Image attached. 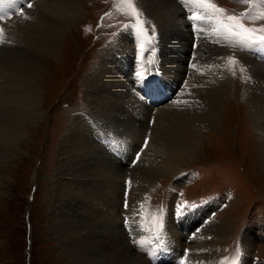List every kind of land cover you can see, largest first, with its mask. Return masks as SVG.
<instances>
[{
	"label": "bare ground",
	"instance_id": "1",
	"mask_svg": "<svg viewBox=\"0 0 264 264\" xmlns=\"http://www.w3.org/2000/svg\"><path fill=\"white\" fill-rule=\"evenodd\" d=\"M173 1L175 0L137 1L156 21L160 34L163 35V46L160 47L162 58L159 56L156 58L159 61L155 62L157 74L149 75L152 77V84L146 83L140 64L135 63L144 48L143 41L129 31L123 32L110 44L98 65L96 64L97 67L85 80L84 96L89 105L93 106L92 110L86 115L74 114L55 150L57 159L52 166L54 176L52 196L49 198V229L56 238L61 255L70 264H148L144 256L131 248L127 240L129 235L122 231V225L133 223V236L141 237L138 222L143 220V216L138 212L142 213L147 193L154 187L156 176H177L183 171L182 166L188 164L195 151L202 146L203 139L207 136L202 130L220 128L222 102L232 88L221 60L215 63L214 68L207 69L210 72L209 76L206 74L207 77L199 70H193L194 74L188 73L187 80L191 82V86L188 85L187 90L183 89L181 100L177 99L175 103L166 104L163 103L166 99L160 101L159 98L158 102L146 101L136 91L142 90L143 84H159L155 77L158 80L163 77V84L168 83L169 87L178 85L187 70L180 57H184L189 49L180 51L173 44L171 48L168 42H164L166 37L173 35L170 38L174 41L179 36L180 24L187 28L180 10L182 8ZM191 1L195 5L196 0ZM200 6L209 10V15H214L212 12L216 11L211 7ZM183 10L186 14L192 12L191 9L189 12ZM27 11L29 16L14 17L4 24L11 41L20 36L26 44L25 48L18 51L13 47L8 51L0 50V186L1 179L5 178L1 173L4 172L3 165L9 163L10 159H15L20 152L18 143L27 138L28 121L33 125L44 118L43 110H47L43 109V97L40 96H43L40 87L43 61L49 55H57L65 33L79 19L83 10L81 0H35L33 8ZM209 20L214 28L213 20L210 17ZM194 32L196 34V30ZM197 33L206 46L212 32ZM220 33L214 35L219 41L224 39ZM227 41L231 39L227 38ZM188 42L185 43L187 46L190 44ZM226 43L221 47H227ZM244 61L250 63L252 76L243 94L259 133L257 161L264 173V65ZM136 67H139L137 72ZM193 96H197L199 101L192 99ZM150 121L152 126L149 134L146 130L147 122ZM93 129L97 132L92 139ZM100 134L107 139L111 136L116 139L123 137L129 143L128 146H131L126 151L128 154L132 153L134 143L137 146L145 143V150L140 152L141 160L137 161V166L129 170L115 162L103 149L105 146L100 147L101 143L109 142L107 139L101 140ZM146 134L149 135V140L144 137ZM128 157L130 159V155ZM98 176V182L93 180V177ZM125 176L131 182L128 188L123 186ZM37 177V172L34 171L32 181L36 182ZM134 190L136 199L132 202L130 200ZM166 225L160 229L164 232L160 235L174 252V247L181 248L185 241L176 226L167 221ZM206 227L201 228L186 243L189 247L187 260L190 264H217L221 260L220 255L225 249V231H206ZM183 231L194 230L192 226L186 225ZM249 238L246 234L241 242L246 254L252 253Z\"/></svg>",
	"mask_w": 264,
	"mask_h": 264
},
{
	"label": "rangeland",
	"instance_id": "2",
	"mask_svg": "<svg viewBox=\"0 0 264 264\" xmlns=\"http://www.w3.org/2000/svg\"><path fill=\"white\" fill-rule=\"evenodd\" d=\"M102 1L81 0L83 11L80 13L79 19H77L71 27H69V31L65 33L62 40L63 42H61L60 51L55 56H47L46 58L48 60L45 58L43 61V68L41 71L43 79L40 83L43 96H40L41 98L43 97L41 99L43 109H47L43 110L44 118L34 122L33 125L28 121V127L26 128L28 132L26 133L27 138L18 143L20 152L16 154V157H14L15 159H10L9 163L7 162L2 167L4 172L1 173L5 178L1 179L2 184L0 186V264L69 263V261L65 260L61 255V251L55 240L56 238L49 229L48 215L52 196V178L54 176V167L52 166L53 161L57 159L55 150L59 147V143L62 137H64L69 124H71L74 114L82 115L78 113L79 111L87 114L92 110L93 106L91 107L89 105L84 96L86 93V89H84L86 87L85 80L97 67L100 58L103 57L109 49L110 44L123 32L128 31L122 30L115 36L119 30L124 27L132 28L137 31L147 43L154 44L152 45L154 47L150 46L143 52L145 68L150 66L156 45L159 44L161 47L163 46L161 41L163 35L160 34L156 21L144 8H142V5L138 4V0H129V2H133L136 7L134 9L129 4H123V0H117V6L111 7H109V5L112 0H109V2ZM113 1L116 2V0ZM124 1L128 2V0ZM176 1L178 0L173 2L176 3ZM203 1L206 4H211V0ZM218 1L219 3H225V0ZM241 1L239 3H233L232 9L234 12H241L246 4H251L252 6L248 5V11L246 12V9L244 11L246 20L240 19L239 23H236L237 26H233L232 29L238 32H246L244 30L247 28L251 35H256L257 31L264 32V28L262 27L255 28L253 25H248L254 24L263 14L264 0H256L252 3L244 0ZM18 2L20 8H22V12H25V14L19 17L29 16V11L27 10L33 8L35 0L31 7H28V0H18ZM176 4L182 8L180 9L182 12H185L183 9L189 12L190 9L193 11L194 8H196V11L201 10L205 12L204 14L206 15L202 23L196 22L194 29V31L196 30V36H190L188 28H184L180 24L178 31L179 36H177L174 41H171L172 38H170L173 37V35L166 37L164 40L165 44L168 42L171 48L174 46V48L180 51H186L187 48L189 49L184 57L183 55L180 57V59L184 61V65L192 62L194 65L191 64L189 67H201L203 71H207L206 73L204 72L207 77V75L210 74L207 69L214 68L215 63L220 60L223 64H227L233 59L235 64L238 63L236 66L239 69L247 67L246 64L251 68L250 63L244 60L258 64L252 61L250 57L251 53L247 52L245 47H242L239 43V45H235L231 41H227V37L219 41L218 37L211 34L208 38V44L205 46V43H202V37L200 38L197 32H202V28L207 29L212 27L213 24L212 22L210 23L209 20V10L202 9L199 5L194 7L191 0H186L185 2L179 0ZM217 5L219 6V4ZM192 7L194 8L192 9ZM114 8L122 10L123 13H128L129 10L132 9L133 12L130 14L131 17H128L130 20L119 16L118 26L110 29L114 19L112 20V18L109 17L102 20L101 26L98 27V17L105 10ZM256 10L260 11L257 12ZM217 11L218 10L214 11V13H217ZM190 13L191 12H189V14ZM5 14V17H7V12H5ZM183 18H185L186 21L190 20L184 15ZM227 23L232 24L230 21H227ZM104 32H107V34L103 35ZM212 32H216V28H213ZM98 33L99 35H97ZM129 33L133 32L129 31ZM133 34L136 35L135 33ZM3 38L4 39L1 37L0 50L8 51L13 47L12 49L18 51L23 47L25 48L26 42L21 40L20 36L18 39L15 37L12 41L10 40L9 34L4 35ZM191 38L198 39L196 47H192L190 44L187 46L185 44L188 41V43H190ZM253 38H257V36H253ZM108 42L109 44H107ZM21 43L22 46L20 47L19 44ZM225 43L232 49L238 47L243 53L240 58L234 52H227L226 54L221 53L224 55L221 56L218 51ZM106 44L107 47L104 49ZM182 46L183 48H181ZM160 50L161 49L158 50L159 53ZM138 60L139 58L135 63H139ZM240 60L243 63L242 65ZM154 62H156V57H154ZM236 66L234 68L231 66V69L237 83V76L239 73L244 77L243 73L245 74V72H239ZM250 68L247 67L251 72ZM135 70V72H137L139 67H136ZM202 70L199 71L202 72ZM250 78L249 76V80ZM248 81H246L247 83H245L244 88L237 86L231 81L232 88L227 94L226 100L224 99L222 102L221 108L223 115L220 117V128L218 130H202V133L207 136L203 139L202 146L195 151L192 160L188 161V164L182 166L184 168L183 171L177 174V176H172L170 174L156 176L154 179L155 188L148 194V216L150 217L148 223H151L149 224V231L155 235H157V223L159 219H161L160 217H164L171 212L172 220L170 219V223L172 225L176 224L173 217H176L178 220L180 217L179 221L183 219V216L173 215L172 211H177L178 206L179 209L185 210L191 207L192 204H195V202H189V199L203 198L201 196L209 194L214 195L213 198L207 201L213 205L215 204V208L210 211V213H213L214 220L212 221V219H209L207 223V221H205L208 219L207 216L200 218V220H203L205 224L207 223L206 231L209 229H222L225 231V238L223 241L225 249L223 251L224 253L220 255V262L217 264H264V173L261 171L257 161L259 159V133L253 122L252 116H250V109L248 108L247 100L243 94ZM139 90L140 89H136L137 93L142 98L145 92ZM192 99L196 100V102L199 101L197 96H193ZM151 126L152 125L147 123L148 130L146 131H149V134ZM143 141L146 142V140ZM137 145V143L133 144V151L129 155L132 157L137 153L138 156L133 158L135 160L138 158L137 160L140 161V152L145 150L146 144ZM100 147L103 148L104 145ZM130 147L128 146L129 149H131ZM103 149L109 154L107 148L104 147ZM120 151L121 149L111 148V155H109L114 160H122L124 164L122 163L121 165H123L125 169L127 165L132 166L129 168L127 167L129 170L137 166L135 160L132 162L127 161ZM135 151L136 153H134ZM49 159H51V161ZM128 160H130L129 157ZM9 164L13 165L10 166ZM34 171H36L38 175V180L36 182L32 181ZM96 173L98 174V172ZM125 173H127V171ZM94 179L98 182L99 176L98 178L93 177V180ZM134 199H136L135 190L131 194L130 201L133 202L135 201ZM195 217L196 215L192 218ZM192 221H194V219H192ZM216 221H221V223H217ZM133 227V223L128 224V231L124 233L127 235H134ZM203 227V229H205V226ZM201 230L202 229H200V231ZM246 234L250 236V248L252 250L250 254H243L241 244L239 243V241H243L242 238ZM146 242L147 239L145 242L144 240L136 241L138 248H131L143 256ZM233 242L235 243L233 250L231 249L232 254L228 256V246H231ZM131 245L135 246V242L132 241ZM238 246H240L241 250ZM178 261L179 260H177V262ZM181 264L188 263L184 262ZM194 264H197V262Z\"/></svg>",
	"mask_w": 264,
	"mask_h": 264
},
{
	"label": "snow or ice",
	"instance_id": "3",
	"mask_svg": "<svg viewBox=\"0 0 264 264\" xmlns=\"http://www.w3.org/2000/svg\"><path fill=\"white\" fill-rule=\"evenodd\" d=\"M201 2H203V0H201ZM28 7H31V4L30 3L28 4ZM229 19H232V17H229ZM0 31H2V29H0ZM260 39L261 40H264V37H261ZM178 210H179V206H178Z\"/></svg>",
	"mask_w": 264,
	"mask_h": 264
}]
</instances>
